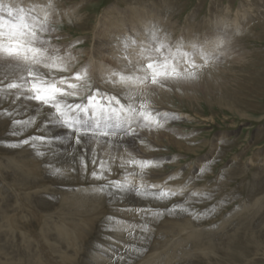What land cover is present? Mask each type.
Instances as JSON below:
<instances>
[{
	"label": "rangeland",
	"instance_id": "obj_1",
	"mask_svg": "<svg viewBox=\"0 0 264 264\" xmlns=\"http://www.w3.org/2000/svg\"><path fill=\"white\" fill-rule=\"evenodd\" d=\"M49 3L44 38L68 68L57 77L86 71L94 87L126 92L105 85L102 75L131 70L128 61L135 63L140 51L137 38L141 43L153 31L169 45L185 40V50L196 44L210 62L197 57L201 67L190 81L132 86L141 93L136 99L146 95L152 108L167 114L162 127L138 128L142 147L130 153L160 162L145 169L146 183L186 186L183 195L164 201L99 193L95 186L105 181L91 176L93 156L86 154L83 169L75 144L65 156L55 141L11 146L28 137H53L46 122L51 110L23 99L13 104L14 96L4 94L0 111L13 115H0V264H145L150 257L151 264H264V0H0V15H6L4 6H38L43 17ZM142 22L148 30L136 28ZM218 30L221 48L209 39ZM7 61L0 57V78L10 81L19 73L4 70ZM99 64L104 67L98 72ZM209 74L219 79L217 86ZM80 91L82 98L89 94ZM12 118L35 123L14 136ZM56 168L62 174L54 175ZM120 171L113 167L107 179L120 178ZM85 193L91 200L82 203L84 212L74 202ZM178 203L187 211H136ZM145 223L147 233L141 231ZM61 227L76 236L70 239Z\"/></svg>",
	"mask_w": 264,
	"mask_h": 264
},
{
	"label": "snow or ice",
	"instance_id": "obj_2",
	"mask_svg": "<svg viewBox=\"0 0 264 264\" xmlns=\"http://www.w3.org/2000/svg\"><path fill=\"white\" fill-rule=\"evenodd\" d=\"M37 7L33 6L26 11L24 7L14 9L11 6H4L6 15H0V57L15 61L10 67L19 73L10 81L7 76L0 78V98L8 94L14 96L13 104L23 99L35 101L38 105L50 109L48 123L55 121L59 126L71 131L75 145L80 146V163L85 170L88 166L86 154L91 152L93 156L91 162L95 165L91 176L95 180L105 181L95 186V190L99 193L110 197L133 194L140 198L160 201L183 195L186 186L173 189L145 182V169L158 167L160 162L156 160L135 157L124 159L113 156L112 163L119 159V168L122 172L119 174L120 178L107 179L106 174L112 175V164L100 158L97 153L98 146L106 145L110 150H118L121 146L127 147L125 138L139 139L137 128H147L151 125L162 127L167 120V114L152 108L147 100L138 101L136 98L141 95L138 91L128 90L113 95L99 87H94L86 71L76 72L71 77H57L56 72H66L68 68L64 57L60 55V50L51 46L50 40L44 38L49 32V13L46 9L51 8L52 5L49 3L43 6L41 9L44 11L43 17L36 14ZM137 47L140 51L135 63L132 60L128 61L131 71L114 72L112 76H118V80H112L109 77V82L125 86L150 83L165 87L166 81L196 79L197 71L201 67L196 63L197 57L203 60L204 65L208 63V56L196 44L190 46L191 50H185L182 41L169 45L163 40H158L155 31L151 33V43H141ZM127 58L125 56V59ZM40 68L48 69L49 72L45 74L40 71ZM72 80L77 83H72ZM81 89L89 94L82 98ZM0 115L11 118L13 114L8 109H3ZM11 123L14 126L12 135H23L25 127L35 123V119L12 118ZM57 139L59 138L55 136L50 138L41 135L28 137L11 146L23 144L34 146L35 140L44 144ZM140 142L143 143V141ZM128 169H139V171H128ZM53 174L60 175L62 170L56 168ZM134 176H139V184L133 183L130 179ZM153 189L156 190L153 191ZM191 195H204L207 198L206 194L197 192ZM178 210L187 211L181 203L174 204L170 209H137L136 211L137 213L146 212L152 216H162L165 211L172 214ZM148 230L149 225L145 223L141 231L147 233Z\"/></svg>",
	"mask_w": 264,
	"mask_h": 264
},
{
	"label": "bare ground",
	"instance_id": "obj_3",
	"mask_svg": "<svg viewBox=\"0 0 264 264\" xmlns=\"http://www.w3.org/2000/svg\"><path fill=\"white\" fill-rule=\"evenodd\" d=\"M230 11V10H229ZM239 13H237V15H238ZM140 20V19H139ZM235 21H236V19H235ZM119 23H122V21H120ZM235 23V29H237V25H236V22H234ZM136 28L137 29H145V30H148V26H147V23H143L142 22V24L141 25H137L136 26ZM221 30V29H220ZM238 30V29H237ZM153 31V30H152ZM229 32V31H228ZM146 37H144V41H142L144 44H145V42L147 43L150 39H151V33H149V34H146L145 35ZM148 40H147V39ZM207 39V38H206ZM209 39H212V42L213 43H215L216 45H218L220 48H221V44L223 43V42H221V41H223V39H224V37H222V34H221V32L218 30V32L216 31L215 33H213L210 37H209ZM137 40H138V42H137V45H140L141 43H139V41H140V39L139 38H137ZM183 43L185 42V40H181ZM213 44H210V47H212V48H214V46H212ZM69 58V57H68ZM76 58H75V56L74 57H72V59L70 58V61H74ZM209 60V59H208ZM210 61H208V63H209ZM15 63V61H11V60H9V61H7L6 62V64L5 65H3V67H4V70H6L8 73H13L14 75H17L18 74V72H17V74H15L16 73V71L12 68V67H10V65H12V64H14ZM99 67H100V69L98 68L97 69V71L99 72V70H101V67H104L102 64H99ZM128 69H130V67L129 66H127L126 68H124L123 70H121V69H117V70H113V71H110L109 73H107V75H102V78H104V82L106 83L105 85H107V86H109V87H112L113 85H114V87H118L120 90H122V91H125V90H129V89H125V87H129V85H121V84H119V83H111V82H109V77H111V79L112 80H118V76H112V74L115 72V73H128V72H130L131 70H128ZM94 76V75H93ZM97 77L99 76V75H96ZM100 78H101V76H100ZM191 79H189V81H190ZM209 80H210V82H211V86H217V83H219L218 82V80H216V77L213 75V74H209ZM184 82H186V81H184ZM193 82V81H192ZM174 83V82H173ZM188 83V82H187ZM180 84L182 85V82H180ZM183 84H185V83H183ZM181 85H179V86H181ZM131 86V91H138V92H140V90L139 89H133L132 88V86H140L141 87V85H130ZM178 86V87H179ZM121 87V88H120ZM139 87V88H140ZM183 87V86H182ZM185 87V86H184ZM124 88V89H123ZM142 88V87H141ZM140 88V89H141ZM175 88V87H174ZM119 89H118V91H119ZM177 90V89H176ZM121 91V92H122ZM179 91V90H178ZM181 91V90H180ZM14 92H15V90H14ZM120 92V91H119ZM146 94V93H145ZM145 96L146 95H143V97L141 98V99H137L138 101H142V100H144L145 99ZM138 98V97H137ZM28 100H24V102H27ZM23 102V103H24ZM32 102H34V101H32ZM157 110V109H156ZM160 113H163V112H160ZM49 119H50V117L48 116V118H47V120H46V122H48L49 121ZM49 130H52L53 131V136H55V137H58L59 139H57V140H55V147L58 149L57 151H60L61 150V153H63L64 154V156L65 155H69L68 153H69V151H71L72 149H73V145L75 144V143H73L72 142V138H73V134L71 133V131L70 130H68V129H66V128H64V127H61V126H59L57 123H55V121H52L51 123H49ZM139 130H138V128H137V132H138ZM158 134V133H157ZM157 137V136H156ZM155 137V138H156ZM125 142H126V144H127V147H124V146H121L118 150H110L106 145H100V146H98V148H97V150H98V155L100 156V158H102V159H104V160H106V161H109V163H111L112 164V168L113 167H116L118 170L120 169L119 168V159H117L114 163H112V161H111V157H113V156H115V157H123L124 159H129V158H131V156H130V153H131V150L133 149H137L138 147H140V148H138L139 150H141V147H142V145H140L139 143H137V141H136V138H125ZM76 148V147H75ZM137 149V150H138ZM143 149V148H142ZM72 152H74V151H72ZM66 160V159H65ZM116 170V169H115ZM121 170V169H120ZM128 171H132L131 169H128ZM134 171V170H133ZM122 172V170L120 171V172H118L119 174ZM118 174V175H119ZM117 176V175H116ZM147 176H149V174L148 173H146L145 172V177H147ZM130 179H132V181L133 182H135L137 179H138V176H134V177H130ZM146 182V181H145ZM140 183V180H137L136 181V184H139ZM91 195L90 194H84V195H76V198H75V202H74V204H75V206L78 208V210L79 209H83L84 210V212L86 211V209H87V206L86 207H84V205L82 206V203H84V202H86V200H91V197H90ZM74 201V200H73ZM72 204V203H71ZM87 204V203H86ZM89 204H91V203H89ZM92 207V206H91ZM90 208V207H89ZM82 210V211H83ZM77 212V211H76ZM62 223H64V221L62 222ZM66 223H68V222H66ZM68 225V224H67ZM66 225V226H67ZM69 226V225H68ZM57 229H59V228H57ZM61 229H62V231H61V233H66L65 235H67V237H69L70 239H72L71 238V236H76V234L77 233H75V234H71V233H68L67 231H69L66 227H61ZM67 230V231H66ZM70 232V231H69ZM71 235V236H70ZM80 236V235H79ZM78 237V236H77ZM34 240V239H33ZM68 240V239H67ZM64 251V250H63ZM108 252H109V250H107ZM66 254V253H65ZM109 254H111L112 255V253L111 252H109ZM151 258V257H150ZM150 258H149V260H146L145 261V264H151L150 263ZM65 261V260H64ZM44 262V261H43ZM40 264V263H39ZM46 264V263H45Z\"/></svg>",
	"mask_w": 264,
	"mask_h": 264
}]
</instances>
